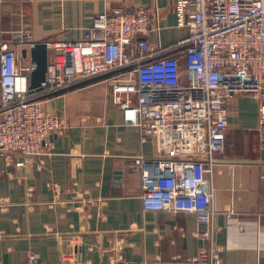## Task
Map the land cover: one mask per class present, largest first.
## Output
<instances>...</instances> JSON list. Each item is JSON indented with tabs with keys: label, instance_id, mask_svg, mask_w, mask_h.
<instances>
[{
	"label": "crops",
	"instance_id": "1",
	"mask_svg": "<svg viewBox=\"0 0 264 264\" xmlns=\"http://www.w3.org/2000/svg\"><path fill=\"white\" fill-rule=\"evenodd\" d=\"M176 2L0 0V56L4 43L14 44L17 62L28 67L35 61L23 50L31 42L81 39L112 7L147 8L145 38L156 50L168 48L188 34L177 24ZM42 104L65 128L24 165L18 153L0 156V264H29L32 254L34 264H187L211 246L223 264H264V150L253 93L228 101L225 149L214 154L204 184L215 209L210 225L192 213L144 210L134 157L155 158L156 143L140 132L135 105L122 108L104 78Z\"/></svg>",
	"mask_w": 264,
	"mask_h": 264
},
{
	"label": "built area",
	"instance_id": "2",
	"mask_svg": "<svg viewBox=\"0 0 264 264\" xmlns=\"http://www.w3.org/2000/svg\"><path fill=\"white\" fill-rule=\"evenodd\" d=\"M175 14L188 34L168 48L156 50L145 38L151 17L143 6L112 7L94 19L83 38L47 43L52 54L39 91L30 89L36 62L19 65L14 44L4 43L0 156L18 153L23 158L18 164L24 165L41 154L46 139L65 128V121L44 107L43 96L111 72L104 81L122 108L135 105L140 132L157 147L153 159L134 157L144 210L192 213L198 223L210 225L215 209L204 184L214 154L225 149L228 101L240 93H253L260 103L264 150V0H177ZM197 235L209 238L211 231L199 229ZM121 246L118 240L115 249ZM36 260L32 254L28 263ZM187 264L223 263L211 246Z\"/></svg>",
	"mask_w": 264,
	"mask_h": 264
},
{
	"label": "water",
	"instance_id": "3",
	"mask_svg": "<svg viewBox=\"0 0 264 264\" xmlns=\"http://www.w3.org/2000/svg\"><path fill=\"white\" fill-rule=\"evenodd\" d=\"M27 51H29L32 59L36 62V67L33 69L30 73V89L31 91H39L42 86V82L45 80L47 66L49 62V50L48 45L46 42H36L33 46H30L29 50L24 49L23 53L24 55H27ZM110 73L103 74L97 77H93L91 79H87L81 82H78L76 84H73L67 88L60 89L56 92L50 93L48 95H44L43 97H49L56 94H61L67 90H70L72 88H75L77 86H81L83 84H86L88 82L94 81L96 79L104 78L107 75H110Z\"/></svg>",
	"mask_w": 264,
	"mask_h": 264
}]
</instances>
